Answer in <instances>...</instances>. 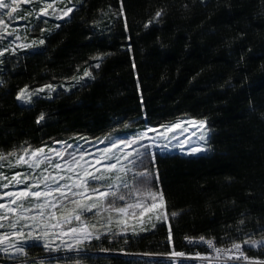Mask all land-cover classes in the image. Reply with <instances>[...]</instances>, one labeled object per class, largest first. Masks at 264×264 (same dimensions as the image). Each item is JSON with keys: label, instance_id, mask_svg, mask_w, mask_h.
Wrapping results in <instances>:
<instances>
[{"label": "trees", "instance_id": "1", "mask_svg": "<svg viewBox=\"0 0 264 264\" xmlns=\"http://www.w3.org/2000/svg\"><path fill=\"white\" fill-rule=\"evenodd\" d=\"M69 16L44 23L43 33L44 20L33 22L28 34L45 44L5 54L0 152L128 136L188 117L206 118L210 137L203 155L148 158L176 218L135 236L94 239L56 263L171 264L162 254L173 248L204 253L185 240L201 235L217 246L241 242L246 255L264 259V247L243 244L264 239V0H76ZM85 69L95 78L72 79ZM45 84L56 90L30 104L17 100L25 85ZM26 250L31 258L47 254L35 243Z\"/></svg>", "mask_w": 264, "mask_h": 264}, {"label": "snow or ice", "instance_id": "2", "mask_svg": "<svg viewBox=\"0 0 264 264\" xmlns=\"http://www.w3.org/2000/svg\"><path fill=\"white\" fill-rule=\"evenodd\" d=\"M22 3L33 6L31 9H24L21 14L19 10ZM37 3L38 0H0V10H6L3 15L9 21L28 17L39 19L49 15L63 19L70 18L69 14L74 12L72 6L62 9L54 7L56 0H42V6L39 7ZM161 14L158 10L153 19ZM9 27L3 16H0V65L5 63L6 53L14 56L18 49L31 50L37 44H45V39L17 43L22 38L15 30L9 31ZM56 27L59 28L60 25ZM40 31L43 33L45 30ZM4 40L9 42L3 44ZM103 55L105 54H99L96 59ZM99 67L100 64L97 63L95 68ZM83 78L95 77L92 70L85 69L82 77L72 79ZM45 89L55 91L56 86L45 84L38 90H29L28 85H25L16 98L22 103L30 104L33 97ZM43 119L44 113L41 112L37 123ZM161 129L157 137L149 136L150 132H157L155 128L139 131L126 139L112 140L106 135L104 140L108 141V147L98 150L92 158H86L90 154L83 148L77 149L75 153L69 152L68 149L73 146L66 141L56 142L63 144V148L52 147L47 151L45 146L33 148L28 145L11 152H0V168L7 166L10 169H28L24 173L17 171L10 177L0 171V201H3L0 202V230L7 229L0 231V252L27 257L29 253L24 242L28 240L42 242L49 252H79L86 247L87 242L105 238V234L109 240L128 232L135 236L138 234L137 226L142 232L147 230L145 225L150 224L152 229H156L159 223L167 222L170 217L176 218L178 213H169L165 193L154 186V174L144 164V159L150 156L151 161L155 162L156 156L151 150L157 147V139L165 141L160 147H168L175 140L174 147L189 155L207 151L210 129L206 118L195 117L178 118L161 125ZM176 130L189 135L181 139L175 135ZM145 139L150 143L144 144ZM135 145L138 147H133ZM155 179H158V172ZM20 185L23 186L19 187ZM10 187L14 190H8ZM89 214L95 216V221ZM239 223L244 224V220ZM172 239V227L169 224L167 240L171 243ZM185 240L192 246L205 243L211 251H197L193 256L173 248L162 254L171 258V264H183L182 258L199 259L202 264H233V261L241 258L249 264H264V259L246 255L242 250V243L235 240L228 247L217 246L214 238L206 239L203 235L199 236L198 241L189 236H185ZM243 244L249 247L258 244L264 246V239L257 241L249 237ZM143 255L151 256L154 253Z\"/></svg>", "mask_w": 264, "mask_h": 264}, {"label": "rangeland", "instance_id": "3", "mask_svg": "<svg viewBox=\"0 0 264 264\" xmlns=\"http://www.w3.org/2000/svg\"><path fill=\"white\" fill-rule=\"evenodd\" d=\"M6 2H7V0H6ZM49 2H51V0H49ZM75 3H76V0H56V4L54 5V7H56L57 9H62L64 7H67V6L75 7ZM32 6L33 5H31V4H23L22 3L21 6H20V10L19 11L21 12V14H23V10L24 9H31ZM39 6H42V0H38L37 7H39ZM4 11H6V10H0V16H3L5 21L10 25L9 31L15 30L16 34H18L22 38L21 41H17V43H20V42H29L30 43L31 40H33V39L39 40L38 37L31 36V35L28 34V32H30L31 28L33 27V25L35 23L37 24L38 21L40 22V20H44V21H42L43 23H40L41 24L40 29H44L43 26H44V23H46V22H51V21H53V22H57L58 21L59 22V21L65 19V18H67V17H65L63 19H57L55 16L49 15L47 17H43L42 16L39 19H37L36 17H28L26 19H13V20L9 21L8 17L3 15ZM49 11L51 12L52 10L49 9ZM14 16H15V14H14ZM33 22H35V23H33ZM40 33H41V31H40ZM8 42H9V40H4L2 43L3 44H7ZM38 47H39V44H37V46L35 48H33V49H36ZM18 51H22V50L18 49ZM52 93H53V91H51L49 89H45L43 92H38L37 95L44 94L45 96H48V95H50ZM148 128H150V127H148ZM146 129L147 128H145L143 130H146ZM155 129H157V132H150L149 136L157 137L158 132L162 131L161 127H157ZM139 131H142V130H139ZM139 131H137V132H139ZM175 135L177 137L183 139L189 134L188 133H181L179 130H176L175 131ZM131 136L132 135H128V136L111 135L110 138L112 140H115L117 138L126 139V138H129ZM209 137H210V131H209ZM104 138L105 137H102L100 139H95V140H89V139H86V138H75V139L66 141L67 144L73 146L72 148L68 149V151L75 153L77 151V149L83 148L86 152H88L90 154V157H86V158L95 157V154L97 153L98 150L103 149L105 147H108V141H105ZM193 140H195V138H193ZM155 142L157 144V147L151 150L155 154L156 153H160V154H180V155H183V156H199V155H203V154H205L207 152V151H204V152H200L198 154L189 155V154H187V152H181L179 148L174 147V145L176 143L175 140H173L172 144L170 146H168V147H160V144L165 143V141H161V140L157 139ZM143 143L144 144H148V143H150V141L145 139L143 141ZM52 147L63 148L64 145L63 144L54 143L51 146L45 147L46 151H47L48 148H52ZM133 147H138V145H135ZM127 150H131V149H126V151ZM141 151H143V149H141ZM149 157H146L144 159V164L146 166H148L147 163H148V158ZM102 163H104V162L102 161ZM97 167H99V166H97ZM0 171H3L6 175H8L10 177L11 175H13L17 171H19L21 173H24V172H27L28 169L26 167H17V168L10 169L7 166H5L3 168H0ZM22 186L23 185H20L19 187H22ZM8 190L11 191V190H14V189L12 187H10ZM0 202H3V201H0ZM89 217L93 221H95V219H96L95 216L92 215V214H89ZM145 227L147 228L146 231L151 229L150 224L149 225H145ZM98 228H99V225H98ZM99 230L102 233L104 232L103 229H99ZM0 231H7V229L5 228V229H2ZM146 231H142V232H146ZM137 232L138 233H142L141 231H139V226H137ZM127 234H132V233L128 232ZM105 235H107V234H105ZM121 235H123V234H121ZM261 240H258V241H261ZM31 243H35V244H38L39 246H42V248L47 252V254L44 255V256L31 258V257H28V256L27 257H23V256L14 255V254H7L6 255L5 253L0 252L3 255V258L5 259V262H2L0 264H21V262H22V264H28V263H30L31 261H34V260L35 261H44L43 262L44 264H57L55 260L57 258H59V257L70 256V255H73V254H76V253L84 251V249H83L82 251H79V252H77V251H64V250H61L59 252H57V251L49 252L43 247V243L42 242H40V241H32V240H28V241L24 242V247L27 248V246L30 245ZM261 247H264V246H260L259 244L257 246H254L255 249H259ZM182 259H192V258H182ZM194 260L200 261L199 259H194Z\"/></svg>", "mask_w": 264, "mask_h": 264}, {"label": "built area", "instance_id": "4", "mask_svg": "<svg viewBox=\"0 0 264 264\" xmlns=\"http://www.w3.org/2000/svg\"><path fill=\"white\" fill-rule=\"evenodd\" d=\"M196 241H198V240H196ZM188 245L191 246V247L203 248L204 249V253H207V252L211 251V249L207 248V245L205 243H198L197 246H192L189 243H188ZM242 250H243V248H242ZM233 264H249V262L243 261V259L241 258L239 261H233ZM253 264H254V262H253Z\"/></svg>", "mask_w": 264, "mask_h": 264}]
</instances>
